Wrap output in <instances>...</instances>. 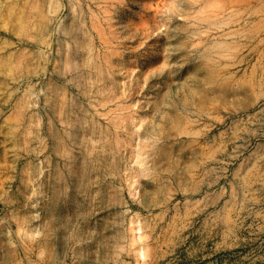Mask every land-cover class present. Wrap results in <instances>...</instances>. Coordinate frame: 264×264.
<instances>
[{"label": "rangeland", "instance_id": "1", "mask_svg": "<svg viewBox=\"0 0 264 264\" xmlns=\"http://www.w3.org/2000/svg\"><path fill=\"white\" fill-rule=\"evenodd\" d=\"M197 1L0 0V264H264V0Z\"/></svg>", "mask_w": 264, "mask_h": 264}, {"label": "bare ground", "instance_id": "2", "mask_svg": "<svg viewBox=\"0 0 264 264\" xmlns=\"http://www.w3.org/2000/svg\"><path fill=\"white\" fill-rule=\"evenodd\" d=\"M57 2H58V0H56ZM189 1V0H188ZM192 1H194V0H192ZM197 1V0H196ZM56 2V3H57ZM173 2V1H172ZM176 2V1H175ZM182 2V1H181ZM198 2V1H197ZM203 2H205V0H203ZM203 2H202V4L201 3H199V4H201V6H203ZM208 2H210V1H208ZM207 2V3H208ZM213 2V1H212ZM211 2V3H212ZM7 3H9V1H7ZM6 3V4H7ZM13 3V2H12ZM16 3V2H15ZM18 3V2H17ZM215 3H217V1L215 2ZM214 3V4H215ZM220 3V2H219ZM5 4V5H6ZM177 4V3H176ZM206 4V3H205ZM4 5V4H3ZM8 5V4H7ZM6 5V6H7ZM9 5H12V4H9ZM182 5H184V4H182ZM187 5V4H186ZM192 5V4H191ZM6 6H4V7H6ZM12 6H14V3H13V5ZM57 7H58V5H56ZM174 6V5H173ZM178 6H179V4H178ZM204 6H207V4L206 5H204ZM9 7V6H8ZM11 7V6H10ZM18 7H19V5H18ZM56 7V8H57ZM187 7V6H186ZM199 7V6H198ZM3 8V7H2ZM175 8V7H174ZM184 8V7H183ZM202 8V7H201ZM201 8H199V9H201ZM206 8V7H205ZM213 8H214V6H213ZM6 9V8H5ZM12 9V8H11ZM11 9H9V10H11ZM18 9V8H17ZM58 9V8H57ZM171 9H172V7H171ZM186 9V8H185ZM215 9V8H214ZM19 10V9H18ZM18 10H15L16 12L18 11ZM178 10V9H177ZM195 10H197V9H195ZM203 10V9H202ZM201 10V11H202ZM3 11H4V9H3ZM174 11V10H173ZM200 11V12H201ZM204 11V10H203ZM211 11V10H210ZM209 11V12H210ZM213 11V10H212ZM212 11L210 12V13H212ZM6 12H8V10H6ZM20 12H22V11H20ZM214 12V11H213ZM9 13V12H8ZM18 13V12H17ZM202 13H204V12H202ZM16 14V13H15ZM22 14V13H21ZM197 14V13H196ZM214 14H215V12H214ZM11 15V14H10ZM23 15V14H22ZM21 15V16H22ZM204 14H202V18L203 19H206L207 17L206 16H203ZM211 15V14H210ZM218 15V14H217ZM13 16V15H12ZM193 16V15H192ZM196 16V15H195ZM195 16H194V19H196L195 18ZM197 16H198V14H197ZM196 16V17H197ZM207 16H208V14H207ZM221 16V15H220ZM191 17V16H190ZM206 17V18H205ZM213 17H214V15H213ZM216 17V16H215ZM218 17V16H217ZM23 18V17H22ZM221 18H223V17H221ZM199 20H200V18H198ZM197 19V21L199 22V20ZM215 19H217V18H215ZM219 19V18H218ZM238 19V18H237ZM19 20V19H18ZM224 20V19H223ZM222 19L221 20H216V21H207V25L211 28V29H213V30H215V32L214 33H216V31H219L220 30V28L222 29L223 28V24L224 23H226L227 21H223ZM231 20V19H230ZM24 21V20H23ZM201 21V20H200ZM203 21V20H202ZM16 22V21H15ZM98 22V21H97ZM188 22H190V21H188ZM194 22V21H193ZM197 22V23H198ZM74 23H76V22H74ZM23 24V23H22ZM21 24V25H22ZM203 24V23H202ZM179 25V24H178ZM201 25V24H200ZM73 26V25H72ZM101 26V25H100ZM190 26H191V24L190 25H188V24H184V30H190ZM197 26L198 25H196L195 24V22H194V25H193V27L195 28H197ZM202 26H204V25H202ZM201 26V27H202ZM93 27V26H92ZM98 27V26H97ZM181 27V26H180ZM17 28V27H16ZM21 28V27H20ZM23 28V27H22ZM93 28H96V27H93ZM179 28V27H178ZM98 29V28H97ZM96 29V30H97ZM179 29H181V28H179ZM198 29V28H197ZM76 30H79V29H76ZM100 30V29H99ZM196 30V29H195ZM200 30H202V29H200ZM224 30V29H223ZM21 31V30H20ZM182 31V30H181ZM191 31V30H190ZM193 31H194V29H193ZM203 31H207V30H203ZM222 30H220V32H221ZM83 32V31H82ZM98 33H99V31H97ZM186 32H189V31H186ZM195 32V31H194ZM193 32V33H194ZM201 32V31H200ZM200 32H198L197 33V31L195 32V33H197L198 35H199V37H201V39H203V40H205V38H206V35H202ZM77 35V34H76ZM83 35V34H82ZM168 35H170V36H172V37H174V33H173V31L172 30H170V31H168ZM189 34H186V37L185 38H187L186 40H182V41H180V42H178L177 44H178V46L175 44V42L173 41L171 44H172V49H170L171 47L169 46V54L171 55V57H172V55H173V53H174V50H176L177 48L180 50V52L181 51H183V52H185V54H187V52H189V50L191 51V49L192 50H194V49H197V48H199V46L198 45H195V43H193V42H195L194 40H193V42H191V40H190V38H188L189 36H188ZM193 35V34H192ZM211 35V34H210ZM220 36H221V33H220ZM219 37V36H218ZM220 38V37H219ZM74 39V38H73ZM173 40V39H172ZM200 40V39H199ZM79 41V40H78ZM91 41V40H90ZM213 43V42H212ZM220 43V42H219ZM78 43H77V41H76V45H77ZM209 44V43H208ZM75 45V46H76ZM79 45V44H78ZM208 46V45H207ZM210 46H212V44L210 45ZM216 46H217V44H216ZM80 47V46H79ZM177 47V48H176ZM204 47V46H203ZM205 48H207V47H205ZM220 48H221V46H220ZM208 49H210V48H208ZM225 49V48H224ZM77 50V49H76ZM202 50V49H201ZM72 51V50H71ZM75 51V50H74ZM171 51V52H170ZM200 51V50H199ZM45 52V51H44ZM193 52V51H192ZM208 51H206V53H207ZM73 53V52H72ZM176 53V52H175ZM213 53V52H212ZM215 53H217V52H215ZM218 53H220V52H218ZM105 54V53H104ZM195 54V53H194ZM198 54V53H197ZM200 54V53H199ZM202 54H203V52H202ZM201 54V55H202ZM169 55V56H170ZM180 55H182V54H180ZM205 55V54H204ZM203 55V56H204ZM207 55V54H206ZM210 55V54H209ZM71 56V55H70ZM212 56V55H211ZM189 57V56H188ZM195 58V57H194ZM204 58V57H203ZM203 58H201V59H203ZM172 59V58H171ZM189 59V58H188ZM199 60V59H198ZM1 61V60H0ZM205 61V60H204ZM206 62V61H205ZM78 64V63H77ZM201 64V63H200ZM199 64V65H200ZM204 64V63H203ZM37 65V64H36ZM39 65V64H38ZM93 65V64H92ZM202 65V64H201ZM205 65V64H204ZM75 68V67H74ZM77 68H79V67H77ZM197 68V67H196ZM201 68V67H200ZM89 69V68H88ZM198 70V69H197ZM100 79V78H99ZM63 94V93H62ZM115 95V94H114ZM207 96V95H206ZM60 97V96H59ZM115 97V96H114ZM111 98V97H110ZM62 103V102H61ZM60 111V110H59ZM62 112V111H61ZM64 122V121H63ZM72 122V121H71ZM192 122V121H191ZM70 123V122H69ZM190 123V122H189ZM76 125V124H75ZM151 131H154L153 129H151ZM71 134V133H70ZM76 136V135H75ZM74 140H76V139H74ZM149 145H151V144H149ZM150 169V168H149ZM132 183L133 182H129V185H130V187L132 186ZM135 193V192H134ZM140 253H142L143 254V252H142V250L140 251Z\"/></svg>", "mask_w": 264, "mask_h": 264}]
</instances>
